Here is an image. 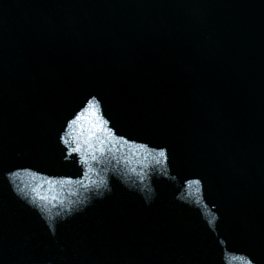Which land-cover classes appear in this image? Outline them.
<instances>
[{"label":"water","instance_id":"obj_1","mask_svg":"<svg viewBox=\"0 0 264 264\" xmlns=\"http://www.w3.org/2000/svg\"><path fill=\"white\" fill-rule=\"evenodd\" d=\"M0 264H264V0H0Z\"/></svg>","mask_w":264,"mask_h":264},{"label":"snow or ice","instance_id":"obj_2","mask_svg":"<svg viewBox=\"0 0 264 264\" xmlns=\"http://www.w3.org/2000/svg\"><path fill=\"white\" fill-rule=\"evenodd\" d=\"M160 155H161V156H163V155H164V153H163V152H161V153H160Z\"/></svg>","mask_w":264,"mask_h":264}]
</instances>
